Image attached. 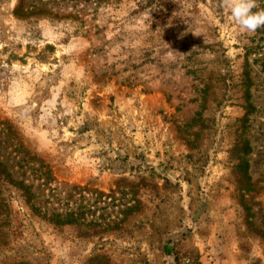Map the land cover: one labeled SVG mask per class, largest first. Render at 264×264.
Instances as JSON below:
<instances>
[{
	"label": "rangeland",
	"instance_id": "374dc122",
	"mask_svg": "<svg viewBox=\"0 0 264 264\" xmlns=\"http://www.w3.org/2000/svg\"><path fill=\"white\" fill-rule=\"evenodd\" d=\"M0 264H264V28L0 0Z\"/></svg>",
	"mask_w": 264,
	"mask_h": 264
},
{
	"label": "clouds",
	"instance_id": "9594fccd",
	"mask_svg": "<svg viewBox=\"0 0 264 264\" xmlns=\"http://www.w3.org/2000/svg\"><path fill=\"white\" fill-rule=\"evenodd\" d=\"M229 14L242 33H254L264 28V9L258 8L257 0H225Z\"/></svg>",
	"mask_w": 264,
	"mask_h": 264
}]
</instances>
